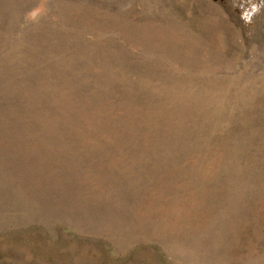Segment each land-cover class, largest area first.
Segmentation results:
<instances>
[{
    "label": "rangeland",
    "instance_id": "obj_1",
    "mask_svg": "<svg viewBox=\"0 0 264 264\" xmlns=\"http://www.w3.org/2000/svg\"><path fill=\"white\" fill-rule=\"evenodd\" d=\"M0 264H264V0H0Z\"/></svg>",
    "mask_w": 264,
    "mask_h": 264
}]
</instances>
